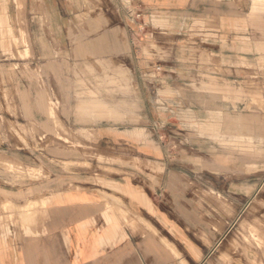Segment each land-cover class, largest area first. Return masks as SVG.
Masks as SVG:
<instances>
[{
  "label": "crops",
  "instance_id": "crops-1",
  "mask_svg": "<svg viewBox=\"0 0 264 264\" xmlns=\"http://www.w3.org/2000/svg\"><path fill=\"white\" fill-rule=\"evenodd\" d=\"M228 3L117 0L107 23L60 19L51 33L61 51L73 33L94 42L100 28L125 30L130 50L107 57L132 66L128 116L89 129L101 169L77 168L38 190L0 183V203H10L1 215H11L0 222V264H264V110L244 111L254 104L243 97V82L264 85V52L244 51L245 18ZM132 10L143 12V38ZM200 51L211 59L204 95L195 92ZM234 140L257 149L229 147Z\"/></svg>",
  "mask_w": 264,
  "mask_h": 264
},
{
  "label": "rangeland",
  "instance_id": "rangeland-1",
  "mask_svg": "<svg viewBox=\"0 0 264 264\" xmlns=\"http://www.w3.org/2000/svg\"><path fill=\"white\" fill-rule=\"evenodd\" d=\"M116 1L99 0L97 9H92L91 0H0V183L5 187L22 189L28 183H36L38 190L43 180L60 181L77 168L87 171L102 168L94 164L105 159L92 143L89 129L124 123L127 119L129 98L133 95L129 89L132 66L125 55L107 57L115 46L130 50L125 30L100 28V39L94 42L85 30L83 41L77 42L79 39L73 33L64 51L59 49L54 33L60 19L68 15L75 18L76 14L77 23L93 16L107 23L117 14ZM62 2L78 10L66 14ZM229 2L228 12L245 18L244 51L264 52V0ZM85 4L88 9L82 14L79 8ZM130 15L140 22L137 31L143 38L147 25L143 12L132 10ZM194 60L200 63L201 72L195 92L210 93V89L204 88L209 85V76L203 70H211L207 65L211 59L200 51ZM246 62L245 65H250ZM256 65L264 67V54ZM256 77L264 79V74ZM246 78L252 79V75ZM243 84L244 100L254 104L244 107V111L264 110V85L257 86L252 81ZM198 104L203 106V99H198ZM132 118L136 119L134 114ZM190 126L202 128L200 123ZM167 143L178 146L172 140ZM183 144H187V139ZM228 144L237 145L235 140ZM238 145L247 151L257 149L253 142L243 146L240 140ZM1 209L9 212L10 203H0ZM3 220L11 221V215L2 217L0 212V222Z\"/></svg>",
  "mask_w": 264,
  "mask_h": 264
}]
</instances>
